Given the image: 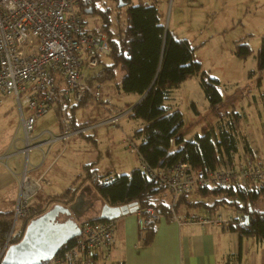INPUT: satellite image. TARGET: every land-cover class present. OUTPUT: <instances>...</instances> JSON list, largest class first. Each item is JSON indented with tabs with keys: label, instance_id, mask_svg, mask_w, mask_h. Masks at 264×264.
Masks as SVG:
<instances>
[{
	"label": "trees",
	"instance_id": "16d2710c",
	"mask_svg": "<svg viewBox=\"0 0 264 264\" xmlns=\"http://www.w3.org/2000/svg\"><path fill=\"white\" fill-rule=\"evenodd\" d=\"M122 1L123 5L119 6V0H76V6L85 27L90 26L88 17L94 16L90 28L96 33L107 35L110 48L107 56L102 58L100 69L87 73V82L99 89L102 84L113 81L124 93L140 96L136 103H127L119 110L129 108L127 116L144 122L130 137L142 162L153 168L184 162L192 168L209 172L236 160L235 154L240 143L243 144V152L248 153L249 143L240 134L242 115L235 108L221 113L217 111L222 102V94L218 90L219 80L208 76L201 68L200 62L193 56L195 45L188 38L177 37L166 29L157 8V0H139L137 3ZM260 40L257 65L259 69H264V36ZM251 52L248 42L243 39L235 42L233 54L236 56L243 58ZM195 75H199L200 88L207 105L216 112L218 120L203 133L185 139L180 131L183 126L180 110L171 108L165 100L169 98L173 87ZM87 99L90 98L69 105L70 110L83 106ZM68 114L72 126L86 125L87 121L74 124V115ZM87 182L101 201L110 206L136 205L141 215L145 216L147 208L153 207L158 215L172 216L171 193L159 187L141 167L133 168L129 173L111 175L98 172L94 161L83 164L81 172L61 193H37L31 199L28 215L18 219L19 227L14 228L11 242H17L29 220L41 215L53 203L65 206L74 201L77 191ZM190 192L202 199L188 201ZM263 195L264 181H251L235 189L231 186H201L180 194L173 204V213L177 217L182 204L187 208L200 207L206 211L204 213L218 211L220 207L230 208L234 215H248L247 221L231 224L230 230L235 231L239 238L254 237L264 241V210L255 206ZM205 197H210V200H203ZM97 215L92 212L81 220H101ZM12 218V211L0 212V249L11 230ZM155 223L146 220L140 234L142 243L151 240ZM72 242L73 239L69 240L59 250Z\"/></svg>",
	"mask_w": 264,
	"mask_h": 264
},
{
	"label": "built area",
	"instance_id": "2783aa9c",
	"mask_svg": "<svg viewBox=\"0 0 264 264\" xmlns=\"http://www.w3.org/2000/svg\"><path fill=\"white\" fill-rule=\"evenodd\" d=\"M109 52L107 35L84 26L81 13L77 12L76 0H0V102L11 96L17 104L23 128L22 151L26 155L41 144L39 137L44 132L46 137L43 141L49 146L60 143L61 153L75 134H85L102 125L115 126L122 116L127 115L129 108L114 109L103 120L74 127L66 112L69 102H80L87 97L99 99L100 90L87 82V73L100 65ZM23 106L27 107L26 114ZM52 108L56 112L59 132L35 134L37 118ZM130 146L131 150L135 149L133 142ZM141 169L159 187L171 193V217L176 220L179 218L173 213V204L182 193L201 186H231L235 189L251 181H264V160L252 157L236 159L209 172L192 168L184 162L153 168L146 166L142 159ZM48 184L49 180L43 175L31 176L27 164L24 165L12 210V227L0 249V259L11 242L16 222L28 215L31 199ZM137 214L139 234L146 220L157 221L160 216L153 207L147 208L146 216L138 210ZM243 221V214L223 215L218 211L190 214L178 220L196 227L217 226L223 231L230 230L231 224ZM80 223L79 235L72 238L69 246L58 250L49 264H96L97 261L105 263L113 259L111 245L115 221L83 220Z\"/></svg>",
	"mask_w": 264,
	"mask_h": 264
},
{
	"label": "rangeland",
	"instance_id": "374dc122",
	"mask_svg": "<svg viewBox=\"0 0 264 264\" xmlns=\"http://www.w3.org/2000/svg\"><path fill=\"white\" fill-rule=\"evenodd\" d=\"M156 2L166 29L178 37L188 38L195 45L193 56L200 62L201 68L208 76L219 80L218 90L222 94V102L217 111L221 113L235 108L243 114L242 128H244L247 138L251 139L263 155L264 69H259L257 65V48L260 45L261 37L264 36V0H157ZM93 18L94 16L88 17L90 26ZM240 39L250 45L252 52L249 56L240 58L233 54L235 42ZM100 67L98 65L93 71H98ZM99 90L100 96L97 101L93 98L86 100L83 106L75 110L77 121L103 120L110 111L119 110L127 103L134 104L137 100L135 93H124L113 81L102 84ZM169 94L165 103L173 109L180 110L183 118V126L180 131L185 139L194 134L203 133L211 124L214 125L217 122L218 116L207 105L204 93L200 88L199 75L186 78L179 86L173 87ZM9 101L11 99L5 97L0 102L1 149L9 139L6 133V120L9 119V116L13 118V114L10 115L11 112L7 116L3 110L12 105L11 110L17 111V104L15 102L10 104ZM23 112L27 113L26 106H23ZM48 115L47 121L51 125L55 122V114L53 111H49ZM17 121L18 119L15 117L13 126H17ZM119 121L115 126L98 127L94 132V143L92 140L84 141L89 152L86 153L87 148L83 146V154L79 155V159L85 162L94 157L100 173H110L111 175L113 173H129L131 169L141 167L137 151L131 150V141H129L128 147L121 141V136L125 132L132 134L136 128L143 126L144 122L127 115L122 116ZM13 134L17 138L22 137L20 125L17 133L15 130ZM21 145L20 141L16 144V146ZM14 147H10V151H13ZM75 149L80 152L79 148ZM71 150H73L72 147H69L68 151ZM97 152L100 154L98 155ZM90 153H93L94 156ZM91 156L93 157L90 159ZM28 157L31 163L35 162L38 160L39 152H31ZM11 163L18 166L19 169H23L25 164L28 165L27 161L24 162V154L21 153L15 154L8 161L9 165ZM57 170L60 178L57 180L55 191L61 193L65 185L68 184L64 183L65 175L63 173L66 170L60 172V164L57 165ZM84 184L92 187L88 182ZM83 193V198L92 205L91 210L100 211L99 206L102 205L100 197L96 196L90 188L83 190ZM199 199L201 200L202 197L200 198L194 192L187 195L188 201ZM203 200L209 201L210 197H205ZM255 206L264 210V195L255 203ZM219 212L225 215L223 207H220ZM19 220L16 222V228L19 227Z\"/></svg>",
	"mask_w": 264,
	"mask_h": 264
},
{
	"label": "crops",
	"instance_id": "0c3cea01",
	"mask_svg": "<svg viewBox=\"0 0 264 264\" xmlns=\"http://www.w3.org/2000/svg\"><path fill=\"white\" fill-rule=\"evenodd\" d=\"M138 1L139 0H131L132 3H137ZM136 96L137 100L134 103L140 99V96ZM7 98L9 100L11 99V101H9L10 104L12 102L14 103L11 96ZM72 104L73 101L67 103L66 112L67 114L72 113L74 115V124L86 121H100L89 119L77 121L75 110L80 106L70 110L69 105ZM11 109L12 105L3 110L5 115L11 112L10 115L13 114V118H10L9 116V119L6 120V133L10 140L7 139L8 141L4 147H2V149L0 148V212L12 211L15 205V199L18 192L17 186L21 171L23 170L21 168L19 169L18 166H15L12 163L10 165L8 164V161L12 159L15 154H24V162L27 160V170L31 176L39 177V175H43L49 180V184L44 186L41 193L46 194L56 192L55 188L57 186V180L60 178L57 165L60 164V172L64 169L66 170L65 173H63L65 175L64 183L69 184L76 175L81 172L83 164L95 161L93 153H90L93 155L90 159L93 158L85 162L79 159V155L83 154L84 147L87 148L86 142L84 141H93L95 130L98 127H101L98 126L97 128L87 131L85 134H75L70 137L67 145L68 148L72 147L73 150L68 151L66 146L61 153L60 143H53L49 146L43 141L46 137L44 132V134L42 133L39 137L41 144L37 148L30 149L26 155V153L22 151L24 146L23 128L20 124L19 114H17L18 109L17 111ZM49 111H53L55 114V122L51 125H49L47 121ZM48 112L37 118L34 124L36 127H34L35 134L42 131H50L54 134L59 132V125L57 123V116L54 108L48 110ZM241 115V121H243L244 116L243 114ZM15 117L18 119L17 126H13ZM19 125L21 127L22 137L17 138L13 133L15 130L17 133ZM243 129L244 128H242L241 125L240 134L248 141L250 150H248V153L243 152V144L240 143L235 154L237 157L236 159L252 157L264 160V154L261 155L262 151H259L258 147L252 143L251 139L247 138ZM132 135L133 132L132 134L125 132L121 136V141L128 146ZM81 137L84 138L82 139ZM19 141L22 145L16 146ZM12 146L15 147L13 151H10V147ZM75 148H79L80 152ZM37 151L39 152L38 160L31 163L28 156L31 152ZM88 152L89 149L87 148L86 153ZM97 154L99 155L100 153L97 152ZM137 157L140 159L138 154ZM67 185H65V187H67ZM101 206H99V208ZM90 207H92V205H90ZM90 207H88L87 210H90ZM223 210L225 214H233V211L230 208H223ZM219 211L220 208L218 209V212ZM204 212L206 211L200 207L189 206V208H187L186 206H181L179 207L177 218L182 220L187 215L202 214ZM65 218L64 214H60L57 217L59 221ZM178 220L170 216L164 217L160 215L155 223V232L153 233L151 240L148 243H142L138 232L139 220L137 212H128V214L116 217L114 219V240L111 245L113 259L105 263L97 261L96 264H264V241H258L254 237L242 236L239 238L235 231H223L217 226L206 225L203 227H196L179 223ZM81 221L83 220L78 219L77 221L79 226Z\"/></svg>",
	"mask_w": 264,
	"mask_h": 264
},
{
	"label": "water",
	"instance_id": "95a60500",
	"mask_svg": "<svg viewBox=\"0 0 264 264\" xmlns=\"http://www.w3.org/2000/svg\"><path fill=\"white\" fill-rule=\"evenodd\" d=\"M119 0V6L123 5ZM83 184L79 189L74 201L68 205L53 203L41 215L33 217L25 225L22 236L17 242H10L5 248V252L0 259V264H42L49 261L59 250L73 237L79 235L80 226L77 223L79 217L85 212V209L91 204L83 198L85 189H92L97 196L93 187ZM139 208L136 205H115L110 206L103 203L100 207L97 218L115 219L128 212H136ZM64 214L65 219L59 221L58 215ZM248 215L245 216V221Z\"/></svg>",
	"mask_w": 264,
	"mask_h": 264
},
{
	"label": "flooded vegetation",
	"instance_id": "af4514ba",
	"mask_svg": "<svg viewBox=\"0 0 264 264\" xmlns=\"http://www.w3.org/2000/svg\"><path fill=\"white\" fill-rule=\"evenodd\" d=\"M92 209V207H90V210H87V209H85V212H83L82 213V215L79 217V218H81V217H85V216H88V215H90L92 212L93 213H99V211H96V210H91ZM84 220V219H83Z\"/></svg>",
	"mask_w": 264,
	"mask_h": 264
},
{
	"label": "clouds",
	"instance_id": "9594fccd",
	"mask_svg": "<svg viewBox=\"0 0 264 264\" xmlns=\"http://www.w3.org/2000/svg\"><path fill=\"white\" fill-rule=\"evenodd\" d=\"M137 212V211H136Z\"/></svg>",
	"mask_w": 264,
	"mask_h": 264
}]
</instances>
